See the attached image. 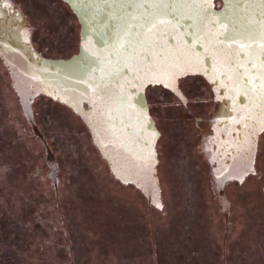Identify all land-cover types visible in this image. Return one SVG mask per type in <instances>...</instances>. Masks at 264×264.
I'll return each instance as SVG.
<instances>
[{"label": "water", "instance_id": "obj_1", "mask_svg": "<svg viewBox=\"0 0 264 264\" xmlns=\"http://www.w3.org/2000/svg\"><path fill=\"white\" fill-rule=\"evenodd\" d=\"M80 23L79 49L51 57L36 49L32 25L15 0H0V58L22 110L46 147L57 187L58 160L34 118L46 95L68 105L89 129L116 179L164 207L161 134L146 94L160 84L184 102L186 74L202 75L214 105L200 147L226 219V185L258 172L264 131V0H62Z\"/></svg>", "mask_w": 264, "mask_h": 264}, {"label": "rangeland", "instance_id": "obj_2", "mask_svg": "<svg viewBox=\"0 0 264 264\" xmlns=\"http://www.w3.org/2000/svg\"><path fill=\"white\" fill-rule=\"evenodd\" d=\"M17 1L28 14L41 52L68 57L78 50L80 24L67 4ZM164 97L172 105L153 101L163 130L158 144L162 209L152 206L133 185L118 181L79 116L46 96H39L35 106L57 154L58 195L46 174L45 148L29 123L25 133L16 129V143L3 145L4 152L0 147V180H17L0 195L14 197V218L24 210L18 199L24 196L28 213L50 219L54 229L68 230L76 264H264V131L258 172L226 186L230 199L226 219L210 165L199 147L195 119L185 116L174 95ZM205 97L211 98L209 89ZM209 104L199 115L208 117ZM200 122L202 127L209 125L207 120ZM24 166L27 179L41 167L36 178L46 183L24 187L20 183L26 179L20 172Z\"/></svg>", "mask_w": 264, "mask_h": 264}, {"label": "flooded vegetation", "instance_id": "obj_3", "mask_svg": "<svg viewBox=\"0 0 264 264\" xmlns=\"http://www.w3.org/2000/svg\"><path fill=\"white\" fill-rule=\"evenodd\" d=\"M15 2L17 3V0ZM18 4L20 5L19 2ZM20 7L22 8L21 5ZM22 10L28 16V14L23 8ZM32 28L34 29L33 25ZM32 41L36 49L39 50L33 38V30H32ZM179 85L187 97L186 102H184L172 90L160 84L149 85L146 89V94L148 97V101L150 103V109L152 115L154 116L158 128L161 131L160 137L162 136L163 130L160 127L157 116L154 115L153 101L156 100L158 104L160 102H165L166 106L172 105L168 101H166L164 97V94L165 95L170 94V95H174L178 99L179 103L183 108V112L185 116L190 118L193 117V119H195L194 123L199 127V139H201V130L204 127L201 126L202 123L200 121L207 120L210 124V120H209V111L207 118H204L202 114L201 115L199 114L201 113L202 109L206 107V104L210 103L209 105H212L213 108L214 99H213V92L211 86L208 83V81L202 75L199 74H186L181 76L179 78ZM206 87L211 91V98L209 99L205 97L206 92L208 90ZM161 92H163V94H161ZM38 97L39 96L35 98L33 103L34 118L36 124L41 128L37 118V111L35 106V102L38 99ZM12 102L14 104L13 106H12ZM16 110H19L20 112ZM12 121L14 126L11 125ZM28 123L29 121L22 110L18 95L12 85V79L10 73L0 58V147H2V150L5 148L3 147V145H6L7 143H16L15 140L16 129L25 133ZM30 126L35 138H37L39 143L42 146H44L40 138H38L35 135L31 124ZM41 130L44 133L42 128ZM11 135L14 136L13 139L11 138ZM44 135L48 139L51 148L56 153V151L52 147L49 137L45 133ZM159 140H158V144H159ZM259 140H260V136H259ZM199 147H200V141H199ZM44 148H45V160H46V147L44 146ZM2 152H4V150ZM158 152H159V148H158ZM201 152L202 154H204L202 150ZM256 167H257V162H256ZM41 170H42L41 167L36 168L35 171L36 176L34 178L30 177L27 179L26 166H24L22 170L20 168V172L21 173L24 172L23 177L26 178L22 181L19 180L21 181L20 183L23 184L24 187L29 184H35V185H39L41 183L45 184L46 181L44 182L42 178L40 179L36 178L40 176ZM48 170H49V166H48ZM48 170L46 171V174L49 177ZM15 175L17 176V173H15L14 176ZM58 176H59V162H58ZM15 181L17 180L16 179L0 180V193H5L6 188L10 187L11 183H14ZM60 182L61 180L59 176L58 186L56 187L53 184L51 178L49 177V183L53 186L56 196L58 195L59 192ZM18 199L21 200L23 206L20 207H22L24 210L18 212V215L20 216L17 219L14 218L15 217L14 215L17 213L13 212L15 209V207L13 206L14 197H12L11 195H4V196L0 195V264H76L73 243L71 238L69 240V237H71V233L68 230L59 231L57 228L56 229L52 228L51 224L53 223V221H51L48 218H42L41 216L38 217V214L35 216L28 213L26 210L27 209L26 197L18 196ZM28 216L30 217L28 218ZM20 217H22L23 219H20ZM48 220L50 221V223L48 222ZM64 236L66 238V241L64 240Z\"/></svg>", "mask_w": 264, "mask_h": 264}, {"label": "trees", "instance_id": "obj_4", "mask_svg": "<svg viewBox=\"0 0 264 264\" xmlns=\"http://www.w3.org/2000/svg\"><path fill=\"white\" fill-rule=\"evenodd\" d=\"M16 1V0H15ZM64 2V1H63ZM218 2L220 3V0H218ZM17 3H18V1H17ZM65 3V2H64ZM65 4H67V3H65ZM68 5V4H67ZM74 13V12H73ZM77 18V17H76ZM78 20V19H77ZM79 22V21H78ZM80 24V23H79ZM78 49H79V47H78ZM40 51V50H39ZM78 51V50H77ZM76 51V52H77ZM41 52V51H40ZM43 53V52H42ZM75 53V52H74ZM44 54V53H43ZM44 55H46V54H44ZM48 56V55H47ZM69 57V56H68ZM39 96H46V95H39ZM46 97H48V98H50L49 96H46ZM50 99H52V98H50ZM52 100H54V99H52ZM54 101H56V102H59V101H57V100H54ZM59 103H61V102H59ZM61 104H63V105H65V106H67V107H69L68 105H66V104H64V103H61ZM70 108V107H69ZM71 109V108H70ZM72 110V109H71ZM73 111V110H72ZM74 112V111H73ZM75 113V112H74ZM77 114V113H76ZM78 115V114H77ZM79 116V115H78ZM79 118H80V116H79ZM81 119V118H80ZM82 120V119H81ZM83 122V121H82ZM84 123V122H83ZM84 125H85V123H84ZM86 126V125H85ZM87 127V126H86ZM88 129V128H87ZM89 130V129H88ZM90 133V132H89ZM97 148V147H96ZM102 157V156H101ZM103 158V157H102ZM104 159V158H103ZM105 160V159H104ZM106 161V160H105ZM107 162V161H106ZM108 164V163H107ZM109 166V165H108ZM251 175H253V174H251ZM114 176V175H113ZM118 180V179H117ZM119 181V180H118ZM121 182V181H120ZM230 182H233V181H230ZM229 182V183H230ZM235 182H238V181H235ZM122 183V182H121ZM124 184V183H123ZM227 186V185H226ZM139 190V189H138ZM140 191V190H139ZM141 192V191H140ZM153 206V205H152Z\"/></svg>", "mask_w": 264, "mask_h": 264}]
</instances>
